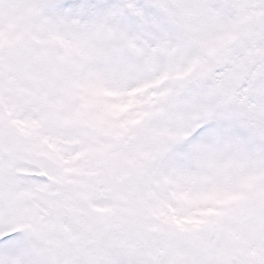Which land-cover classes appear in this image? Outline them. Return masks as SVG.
Listing matches in <instances>:
<instances>
[{
  "label": "snow or ice",
  "instance_id": "snow-or-ice-1",
  "mask_svg": "<svg viewBox=\"0 0 264 264\" xmlns=\"http://www.w3.org/2000/svg\"><path fill=\"white\" fill-rule=\"evenodd\" d=\"M0 264H264V0H0Z\"/></svg>",
  "mask_w": 264,
  "mask_h": 264
}]
</instances>
